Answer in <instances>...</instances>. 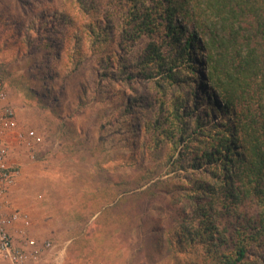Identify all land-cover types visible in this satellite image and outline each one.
<instances>
[{"label":"trees","instance_id":"trees-1","mask_svg":"<svg viewBox=\"0 0 264 264\" xmlns=\"http://www.w3.org/2000/svg\"><path fill=\"white\" fill-rule=\"evenodd\" d=\"M18 1L27 13L5 31L46 65L31 98L59 117L98 105L100 143L70 126L74 145L107 160L120 150L127 167L155 159L168 175L147 169L129 188L96 165L88 194L68 205L82 225L72 259L117 208L162 199L146 232L157 254L264 264V0ZM86 70L94 87L73 80Z\"/></svg>","mask_w":264,"mask_h":264},{"label":"rangeland","instance_id":"rangeland-1","mask_svg":"<svg viewBox=\"0 0 264 264\" xmlns=\"http://www.w3.org/2000/svg\"><path fill=\"white\" fill-rule=\"evenodd\" d=\"M39 0H31L34 5ZM32 6V5H31ZM27 10L18 0H0V80L4 85L7 102L12 107L20 132L34 130L42 139L35 146V152L10 138V163L16 165L19 175L14 186L23 187L30 203L42 210L48 219H61L60 212L68 205H75L82 195L90 191V173L96 171V165L103 164L105 172L113 179H125L129 188L137 187L136 179L147 169L156 170L160 178H166V170H159L157 160L147 159L142 165L127 167L124 164L126 156L121 151L111 154V160L102 153L92 152L91 155L83 147L75 146V141L66 133V128L73 126L88 134L89 146L100 143L99 126L97 124L98 105L90 104L74 112L64 111L61 117L53 115L49 109H43L33 98L30 89L39 90L32 86L36 73L44 74L46 65L43 55L38 52L37 45L26 48L14 44L10 33L5 31V23L10 17L25 16ZM60 70L59 64H52L51 69ZM94 74L86 70L75 75L74 81H87L90 87ZM73 86V85H72ZM145 89L147 85H144ZM32 87V88H31ZM127 152L123 151V154ZM33 154V158L32 155ZM171 175V174H170ZM169 175V176H170ZM164 200L156 199L149 207L140 213H127L117 208L113 215L108 216L107 222L101 221L92 230L86 247L82 248L81 256L72 259L68 250L63 258L56 260L58 248L45 254L37 263L43 264H174L170 256L157 254L148 244V229L156 219L163 216V211L156 206H163ZM56 207V208H55ZM58 209V210H57ZM73 221L71 230L73 238L75 231L82 226L76 221L75 210L72 207ZM119 212L120 215H119ZM64 237H61L63 239ZM68 238V237H67ZM65 238V239H67ZM94 249L89 251V249ZM74 258L77 255L73 253ZM0 261L2 259L0 258ZM8 264V263H5Z\"/></svg>","mask_w":264,"mask_h":264},{"label":"built area","instance_id":"built-area-1","mask_svg":"<svg viewBox=\"0 0 264 264\" xmlns=\"http://www.w3.org/2000/svg\"><path fill=\"white\" fill-rule=\"evenodd\" d=\"M10 138L28 150H33V154L35 146L42 142L34 130L20 132L15 113L7 102L4 85L0 80V258L8 264H27L54 250L55 245L50 240L39 241L32 238L29 235L30 217L10 205L8 193L19 175L17 166L10 163Z\"/></svg>","mask_w":264,"mask_h":264},{"label":"crops","instance_id":"crops-1","mask_svg":"<svg viewBox=\"0 0 264 264\" xmlns=\"http://www.w3.org/2000/svg\"><path fill=\"white\" fill-rule=\"evenodd\" d=\"M28 192L24 191L23 187L19 188V186H12L8 193V200L10 201V205L13 208H17L30 217L31 220V228L29 231V235L32 238H35L39 241L50 240L56 245L60 252L56 255V260L58 258H63L66 251L70 247L72 241L74 240L73 231L70 229L71 222L73 221V212L71 209L64 208L62 212H60V221L56 222L55 218L48 219L47 215L42 214V210H38L39 208L30 202L34 200L33 198L28 197ZM56 208V207H55ZM58 210V209H57ZM61 237H64L61 239ZM68 237V238H67ZM67 238V239H65ZM94 249H89V251H93ZM3 260L0 261V264H5ZM27 264H43L37 263V260L29 261ZM59 264V263H58Z\"/></svg>","mask_w":264,"mask_h":264}]
</instances>
